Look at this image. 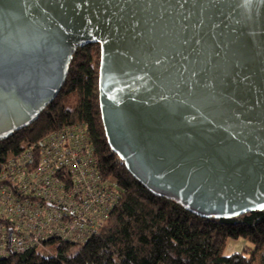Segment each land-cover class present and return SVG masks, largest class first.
<instances>
[{
	"label": "water",
	"instance_id": "obj_1",
	"mask_svg": "<svg viewBox=\"0 0 264 264\" xmlns=\"http://www.w3.org/2000/svg\"><path fill=\"white\" fill-rule=\"evenodd\" d=\"M98 44L108 143L202 218L264 210V0H0V141Z\"/></svg>",
	"mask_w": 264,
	"mask_h": 264
},
{
	"label": "trees",
	"instance_id": "obj_2",
	"mask_svg": "<svg viewBox=\"0 0 264 264\" xmlns=\"http://www.w3.org/2000/svg\"><path fill=\"white\" fill-rule=\"evenodd\" d=\"M101 51L78 48L55 100L33 124L0 141V178L7 161L63 126L84 125L104 178L120 198L109 218L84 243L50 240L1 258L0 264H264V210L231 218H202L152 194L108 143L99 102ZM244 240L227 255L230 240Z\"/></svg>",
	"mask_w": 264,
	"mask_h": 264
},
{
	"label": "built area",
	"instance_id": "obj_3",
	"mask_svg": "<svg viewBox=\"0 0 264 264\" xmlns=\"http://www.w3.org/2000/svg\"><path fill=\"white\" fill-rule=\"evenodd\" d=\"M84 125L63 126L10 158L0 178V259L50 240L84 244L120 198Z\"/></svg>",
	"mask_w": 264,
	"mask_h": 264
},
{
	"label": "crops",
	"instance_id": "obj_4",
	"mask_svg": "<svg viewBox=\"0 0 264 264\" xmlns=\"http://www.w3.org/2000/svg\"><path fill=\"white\" fill-rule=\"evenodd\" d=\"M245 241L240 239V240H230L228 242V246L226 249V254L230 255L233 254L235 252H240L241 250H243L244 246H245Z\"/></svg>",
	"mask_w": 264,
	"mask_h": 264
}]
</instances>
